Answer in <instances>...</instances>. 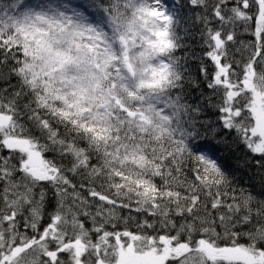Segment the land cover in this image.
<instances>
[{"label":"snow or ice","instance_id":"snow-or-ice-1","mask_svg":"<svg viewBox=\"0 0 264 264\" xmlns=\"http://www.w3.org/2000/svg\"><path fill=\"white\" fill-rule=\"evenodd\" d=\"M188 3L261 179L200 147L166 0H0V264H264V0Z\"/></svg>","mask_w":264,"mask_h":264},{"label":"trees","instance_id":"trees-1","mask_svg":"<svg viewBox=\"0 0 264 264\" xmlns=\"http://www.w3.org/2000/svg\"><path fill=\"white\" fill-rule=\"evenodd\" d=\"M176 1L177 2H173L172 4L169 3V6L175 7L181 17V26L178 29V33L181 37L180 43L183 46L176 50L175 56L180 58L181 64L185 69L182 95L185 97L186 103L193 108H200V114L194 116V119L201 122H209L212 127L218 130L214 138L209 136L206 139L198 141V143L202 149L211 150L213 158L217 159V162L222 166L224 171L228 173L229 178L234 184L238 183L240 186L250 187L261 179V177L257 175L258 169L254 166V161L260 159V157L248 153L242 144L234 141V132H229L220 127L218 122L219 113L216 108L209 105L207 99L214 95L218 96V93L214 94L212 90L207 87L208 81L205 80L203 74L200 72V67L203 64L208 69V79H211L213 65L210 59L204 56L206 48L201 37L204 25L196 20L195 16L201 9H193L188 3V0ZM231 50L230 48V51ZM4 68L5 66L0 65V69ZM12 83H17L15 77L12 78ZM5 86L4 84H0V87ZM217 102L218 101L215 99L212 101L213 104ZM25 119L27 118L25 117ZM197 127H200V124H197ZM201 131H204V129L201 128ZM4 154L6 155L7 153ZM259 171H264V169ZM189 175H191V173H189ZM257 187H259V185H257ZM121 214L125 217L131 216L133 218L129 220L127 224V227L133 230H136V223L145 219L149 221L156 219L146 214L126 209L122 210ZM179 222L180 221L177 220V223ZM118 227H124V225H119Z\"/></svg>","mask_w":264,"mask_h":264},{"label":"rangeland","instance_id":"rangeland-1","mask_svg":"<svg viewBox=\"0 0 264 264\" xmlns=\"http://www.w3.org/2000/svg\"><path fill=\"white\" fill-rule=\"evenodd\" d=\"M166 2H167L168 5H169V3L172 4L173 2H177V1H176V0H166Z\"/></svg>","mask_w":264,"mask_h":264}]
</instances>
